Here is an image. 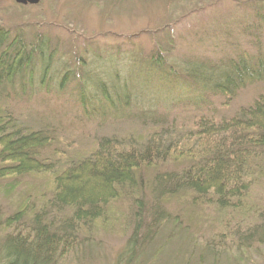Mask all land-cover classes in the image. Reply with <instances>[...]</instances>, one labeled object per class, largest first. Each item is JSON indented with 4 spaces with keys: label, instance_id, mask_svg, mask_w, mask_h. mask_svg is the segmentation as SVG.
Instances as JSON below:
<instances>
[{
    "label": "trees",
    "instance_id": "trees-1",
    "mask_svg": "<svg viewBox=\"0 0 264 264\" xmlns=\"http://www.w3.org/2000/svg\"><path fill=\"white\" fill-rule=\"evenodd\" d=\"M239 4L242 16L231 22L247 41L224 42L219 56L175 62L171 41L158 37L164 25L150 33L149 50L129 36L99 45L94 63L66 60L60 83L73 85L87 118H111L106 109L130 115L135 99L144 102L135 115L150 120L143 136L103 134L84 148L52 121L27 120L21 106L34 98L37 75L47 85L58 44L28 25L0 26V264H57L72 251L77 259L95 225L121 205L130 235L116 264H155L172 245L165 264L195 255L220 264L224 254L237 262L236 251L263 250L264 0ZM104 66L132 71L114 81ZM254 88L252 102L225 113ZM183 104L195 112L191 126L172 115Z\"/></svg>",
    "mask_w": 264,
    "mask_h": 264
},
{
    "label": "rangeland",
    "instance_id": "rangeland-1",
    "mask_svg": "<svg viewBox=\"0 0 264 264\" xmlns=\"http://www.w3.org/2000/svg\"><path fill=\"white\" fill-rule=\"evenodd\" d=\"M242 1L244 0H42L38 5L24 6L17 4L15 0H0V25L5 29L20 24L28 25L31 29L39 30L41 35L51 38L54 45L58 44V54L54 58L55 65L47 77L49 78L47 85L42 82V75H37L34 98L30 103L21 104L26 119L42 124L52 121L61 129L60 134L66 141L80 148L90 146L96 137L103 134L116 133L119 136H126L133 133L136 136H143L150 131L147 128L150 120L144 122L135 115L141 111L139 106L144 104L142 100L140 103L132 100L126 110L130 114L127 116L122 111L106 109L110 113L105 115L111 118L108 117L106 120L100 118L101 116L87 118L73 85H66L65 81L63 84L60 83L65 61L73 60L71 59L73 57L74 60L82 61L81 56H85L88 63H94L98 58L94 53L99 45L117 44L119 41H126L129 36L135 44L150 49L152 45L150 33L164 25V30L159 31L158 37L165 43L171 41L172 49L167 54L175 62L185 63L188 58L200 55L199 53L209 57L215 54L219 56L224 47H230L233 38L240 42L247 41L237 26L231 22L239 20L242 16L243 6L239 4ZM224 25L236 34L233 36L229 34L230 37L226 41L225 31L222 32ZM94 42L100 44L94 45ZM224 42L228 46H225ZM89 44L94 48L86 50ZM112 54L111 58L119 59L122 64L123 57ZM41 67L38 63L36 69L40 70ZM104 67L107 75L114 81L117 71L124 76L123 79L128 78L132 71L127 66ZM134 80L139 83L140 77L135 76ZM88 85L86 88L88 91L91 89L95 94L98 93L94 86L90 83ZM258 89L260 88L242 92L231 109L225 110V113H232L239 106L252 102L256 94L254 90ZM159 105L161 108V102ZM93 107L87 104L91 112ZM171 110L179 124L183 122L185 126H191L189 123H192L195 112L190 105L183 104ZM113 113L117 116L113 117L114 119ZM178 130L179 128H172L171 132L178 135ZM115 207L110 211L111 217L108 216L107 224L99 222L95 225L88 237V241L94 242L88 246L87 251L83 249L77 259H75L77 255L72 251L68 259H60L57 264H116L130 233L129 230L125 231V218L121 215L124 214V209H121L124 205ZM176 248L177 245L170 246L159 257L158 264L169 262L170 254H172L170 261H173ZM236 255L237 258L240 256L237 262L236 259H230L224 254L220 264H264V247L261 252L250 248L245 250V256L240 255L238 251L234 253V256ZM213 261L211 257L206 260V264H213ZM178 264H182L181 261ZM190 264H199L198 255L190 258Z\"/></svg>",
    "mask_w": 264,
    "mask_h": 264
},
{
    "label": "water",
    "instance_id": "water-1",
    "mask_svg": "<svg viewBox=\"0 0 264 264\" xmlns=\"http://www.w3.org/2000/svg\"><path fill=\"white\" fill-rule=\"evenodd\" d=\"M41 0H16L17 3L27 5V4H32V5H37L40 3Z\"/></svg>",
    "mask_w": 264,
    "mask_h": 264
}]
</instances>
